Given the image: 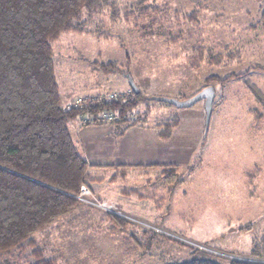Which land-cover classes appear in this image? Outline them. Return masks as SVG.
I'll return each mask as SVG.
<instances>
[{"label": "rangeland", "instance_id": "1", "mask_svg": "<svg viewBox=\"0 0 264 264\" xmlns=\"http://www.w3.org/2000/svg\"><path fill=\"white\" fill-rule=\"evenodd\" d=\"M83 19L84 33H63L52 44L66 102L125 95L130 81L147 98L185 99L207 85L215 98L204 145L203 101L187 108L151 99L138 104L131 118L144 117L139 126L176 117L167 142L185 147L165 161L180 166L176 175L158 178L161 189H143L161 196V208L133 213L116 202V188L101 194L89 182L95 195L139 223L76 199L72 210L33 234L44 257L56 264H167L208 253L264 261V254L249 253L254 242L264 249V0H108ZM108 62L117 67L105 74L100 65ZM159 228L179 240L157 236ZM29 253L1 254L0 264L33 263Z\"/></svg>", "mask_w": 264, "mask_h": 264}, {"label": "trees", "instance_id": "2", "mask_svg": "<svg viewBox=\"0 0 264 264\" xmlns=\"http://www.w3.org/2000/svg\"><path fill=\"white\" fill-rule=\"evenodd\" d=\"M106 6L108 0H0V255L29 250L30 264H56L44 257L33 234L78 204L72 195L81 184L103 181L90 174L97 165H90L80 153L71 133L72 122L97 125L105 122L100 113L107 114L112 117L113 133L122 135L144 119L131 118L133 109L148 100L140 90L135 93L130 88L125 95L87 96L71 102L59 91L53 42L63 33H84V13L90 17ZM108 66L116 71L113 62L101 64L100 70L109 74ZM124 74L129 76L128 71ZM178 123L175 117L156 125L158 136L168 139ZM205 141L204 134L201 144ZM140 166L105 167L114 169L110 182L136 168L160 169L161 179L173 177L180 168L176 164ZM133 192L139 194L127 189L121 194ZM162 235L157 234L174 240ZM253 244L251 256L264 254V249ZM167 264L256 263L205 253Z\"/></svg>", "mask_w": 264, "mask_h": 264}, {"label": "crops", "instance_id": "3", "mask_svg": "<svg viewBox=\"0 0 264 264\" xmlns=\"http://www.w3.org/2000/svg\"><path fill=\"white\" fill-rule=\"evenodd\" d=\"M70 127L74 142L80 153L90 165H97L93 166L89 172L92 176L103 178L101 183H95L99 189H102L101 194L105 191L106 193L107 191H112L113 188L115 190L116 188L114 194L116 202L123 209H128L133 213L138 212L139 214L147 209L158 211L161 208V196H157L158 200H156V194L152 193L151 197L143 193V189H148V187L150 189H161L164 187V184L160 183L163 182L161 181L162 179H158V176L161 174L160 169L137 168L128 170L124 173L126 180H120L122 177L117 176L115 181L110 182L109 179L114 174V169L105 166L116 164L141 166L165 165V161L168 160L170 153L180 154L179 150L185 148L181 143L180 145L174 142V145H172L170 142H167V139H161L158 136V129L156 127L136 125L126 129L122 135H115L112 126L108 123L83 125L79 121H74L70 124ZM141 176L148 177V180H145L143 183L131 181ZM149 178H154L153 180L157 184L153 183ZM123 189L136 190L142 197L139 198L137 196L139 194H137L134 199L136 192H133L128 197L121 194ZM150 201H154L152 207L148 206V202ZM151 216L154 218L156 213L153 212Z\"/></svg>", "mask_w": 264, "mask_h": 264}, {"label": "built area", "instance_id": "4", "mask_svg": "<svg viewBox=\"0 0 264 264\" xmlns=\"http://www.w3.org/2000/svg\"><path fill=\"white\" fill-rule=\"evenodd\" d=\"M73 198L79 200L80 202H82L83 204H86L90 207H93L95 209H98L104 213H107V214H111V215H114V216H118V217H122V218H126V219H130L134 222H137L139 223L138 221H136L137 219L131 215H128V214H125L123 213L118 205L106 198H102V197H99L97 195H95L92 190L86 185V184H81L79 186V190L76 194H73L72 195ZM140 225L144 226L145 223H140ZM162 228H159V231L160 233L164 234V235H167V236H170L174 239H177L179 240L178 236L177 235H174L172 233H168L166 231H163L161 230ZM182 241H184V239H180ZM185 241H187L185 239ZM187 243H189V241H187ZM232 259H242V260H246V261H250V262H256V263H264V261H255L253 259H245V258H239L237 256H234V255H231Z\"/></svg>", "mask_w": 264, "mask_h": 264}, {"label": "water", "instance_id": "5", "mask_svg": "<svg viewBox=\"0 0 264 264\" xmlns=\"http://www.w3.org/2000/svg\"><path fill=\"white\" fill-rule=\"evenodd\" d=\"M130 88L135 92L138 93L137 87L130 81ZM215 98V91L214 88L210 85H207L201 88L198 92L193 94L192 96L185 98V99H177V98H170V97H162V96H152L148 97L153 101L163 102L170 105H173L177 108H187L193 106L195 103L199 101H203V110H204V129L203 132L206 134L210 118L212 115L213 110V102Z\"/></svg>", "mask_w": 264, "mask_h": 264}]
</instances>
